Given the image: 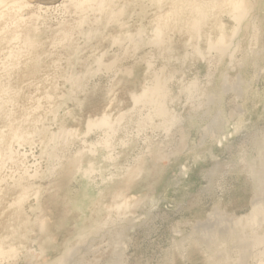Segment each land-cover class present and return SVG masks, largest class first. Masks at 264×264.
Listing matches in <instances>:
<instances>
[{
  "label": "rangeland",
  "instance_id": "374dc122",
  "mask_svg": "<svg viewBox=\"0 0 264 264\" xmlns=\"http://www.w3.org/2000/svg\"><path fill=\"white\" fill-rule=\"evenodd\" d=\"M110 1L92 11L61 0L41 7L0 0V264H222L210 257L226 250L197 244L195 228L219 213L248 215L258 177L264 185V0H250L256 32L244 22L240 31H248L231 37L229 8L203 24L204 40L222 31L241 46L234 71L224 57L207 74L189 57L206 46L194 41L192 24L182 39L174 24H184L168 22L173 56L153 61L172 76L168 88L183 120L168 134L157 120L137 123L130 94L141 90L145 66L137 64L142 52L122 39L141 26L151 30L159 8L193 19L199 4L190 0L181 10L180 0ZM112 11L123 13L117 23L108 22ZM73 72L84 79L81 89L67 82ZM192 78L201 89L193 100L214 95L207 108L179 94ZM238 79L237 90L224 91ZM103 115L111 126L87 129ZM62 128L70 134L56 145ZM76 155L86 177L71 164ZM115 203L123 215L108 211Z\"/></svg>",
  "mask_w": 264,
  "mask_h": 264
},
{
  "label": "bare ground",
  "instance_id": "6f19581e",
  "mask_svg": "<svg viewBox=\"0 0 264 264\" xmlns=\"http://www.w3.org/2000/svg\"><path fill=\"white\" fill-rule=\"evenodd\" d=\"M20 3L24 4V6L28 5H36L38 7H41L43 5H48L56 0H18ZM70 2V4H74L76 8L80 7H89L92 11H95V9L102 11L105 8V5L110 0H61ZM155 3L160 4L162 0H153ZM195 2H198L199 8L198 9H191L192 11H195L197 13V18H191V17H184L180 18L182 15V11L177 10L174 12V9L170 8L168 12L163 13V10L160 11L156 17L155 20L152 21V25H149L148 27L151 30H148L145 26H141L139 30L136 31L135 34H126L123 44L126 42L131 45L133 51L136 53L142 52L141 57L139 58V62L137 64L144 65L145 66V73H144V79L141 86V90L139 92H133L130 94V97L134 103V106L139 111V118L140 120L137 121L138 124H150L151 126L155 124V121L157 120L158 123L155 124L156 129H160L163 131V134H168L170 132L171 128H174L175 126L181 124L183 120H181V117L178 116L179 114L176 112L174 108V104L177 103L178 96L172 94V90H170L169 87H171L172 76H165L168 72L166 71V65L164 64L160 69H155L154 67V60L155 57L160 56L166 58H170V56H173V51L171 46V41L167 35L168 32V23L169 21H178L182 22L184 24V29L181 27V23L174 24V31L177 30L178 35L183 39L185 34L182 31H187L189 29V25L192 24V34H197V36L194 38V41L203 40L205 46V51L201 50H195L190 54V58L197 57L198 62L204 63L207 67V74H209L212 69L216 70L214 74L217 73V70L219 69L218 66L221 65L222 59L224 57L229 58V64L228 67L234 71V69L240 68V64H238L241 60V58H237L236 53L239 49H241V46L239 48V44H235V42H231V40L227 41V37L224 36L222 31H219V34L215 37V39H212L209 35H206L205 40L202 37L201 29L203 28V24H205L206 20L208 19V15L211 14L215 19H217V16L222 15V10L225 8H229L228 16L233 20L235 23V27L233 28L232 36H237L241 34L243 29H246L245 32L248 31L246 27H243V29L240 31V28L242 24L248 23L251 24L250 20V12L253 11V6L250 2V0H238L236 2L232 0H194ZM111 2V1H110ZM140 2V0H133V4H137ZM180 4L178 9H184V6H187L185 3H190V0H180ZM184 3V4H183ZM197 6V5H194ZM188 8V6H187ZM215 11L213 12V10ZM186 13L189 15L190 11L187 10ZM122 12L120 11H112L110 15L107 17L108 22L117 23L118 19L121 18ZM175 16L176 19H169V16ZM254 21V19H253ZM258 24H260L262 28L263 20H260V18L257 20ZM180 26V28H178ZM257 26L253 23L251 31L256 32ZM188 32V31H187ZM258 32V30H257ZM92 34L90 32H87V37ZM256 34V33H255ZM251 35V34H250ZM252 36V35H251ZM192 38V37H191ZM170 39V40H169ZM169 43V46L168 44ZM185 46V45H184ZM129 48V47H128ZM166 48V49H165ZM130 50V49H129ZM124 51V50H123ZM129 52V51H128ZM127 52V53H128ZM126 53V52H125ZM131 53V52H130ZM175 53V52H174ZM212 54V57L210 56ZM125 55V54H124ZM130 55V54H128ZM157 55V56H156ZM131 56V55H130ZM209 56V57H208ZM123 57V56H122ZM129 58V57H128ZM131 58V57H130ZM179 59V57H175ZM127 59V58H126ZM123 61V59H122ZM127 61V60H126ZM127 63V62H126ZM167 64V63H166ZM87 71V70H86ZM123 71L126 73L128 71V68H124ZM237 72V70H236ZM82 74V73H81ZM91 72H86L83 75H89ZM147 76V78H146ZM227 76V75H226ZM224 77L225 82L228 81V76ZM237 77V76H236ZM239 78V76H238ZM83 78H80L79 75H76L74 72L68 74L67 76V82L72 86V89H81V84L83 83ZM240 79H238V82H235L234 85H227L225 83V92L228 89H234L237 90L239 86ZM180 82H178L179 84ZM211 84V81L209 82ZM197 92V95L201 93V89L199 90L197 81H195L194 78L189 81V84L184 87L179 94H185L187 97V102L191 103L192 101H198L200 104V107L207 108L214 100V95L210 93V96L206 94L199 95V98L197 97L196 100H193L195 93ZM178 94V95H179ZM201 96V97H200ZM201 99H204L201 102ZM201 102V103H200ZM173 108V109H170ZM239 109V107H238ZM239 113L241 111L239 110ZM111 126L110 118L107 116H101L99 118L93 119L88 121L87 129L91 130L92 128H107ZM113 128V127H112ZM116 128H120L117 126ZM63 129V128H62ZM60 133V132H59ZM68 134H70L69 131L62 130L58 136H54L52 138V141L59 145V143H65L61 142V140L65 139ZM109 142H102L100 143L102 147H106ZM98 144V142L96 143ZM81 154V152H80ZM77 154L78 156L80 155ZM262 154V153H261ZM76 155V156H77ZM75 156V157H76ZM78 156L76 157L74 162L70 163L73 164L75 167V170H77V173L82 174L83 177H86L88 174V169L80 170L79 168V159ZM161 156V155H159ZM167 156H161L160 158H166ZM262 162L260 164L261 168L264 169V150L262 154ZM69 162V161H68ZM73 166V167H74ZM136 166V165H135ZM253 172V171H252ZM256 180V179H255ZM261 178L258 177L257 181V195L255 194L254 199L252 200L251 209L248 215L242 216L239 218H235L233 216H229L227 214H220L216 216V219L212 222H208L205 225L199 226L195 228V231L198 234L197 238V244H202L205 246L207 251H210L211 253H214L215 251H224L226 250V255H223L222 253L218 255H212L213 257L210 260H214V257H219L218 261H221L222 264H247L248 261H255L257 264H264L262 258L264 256V185L260 181ZM118 200H122L123 193L120 192V194L116 195ZM125 199V198H124ZM121 207L122 204L115 203V207L109 208L108 211L110 212H116L118 216H121L124 214L121 213ZM177 238H179L180 243L184 242V237H182V234L176 233ZM195 245V244H194ZM227 247V249H226ZM231 253H234V257L232 258ZM62 260H59L57 263L61 264ZM231 261V263H230Z\"/></svg>",
  "mask_w": 264,
  "mask_h": 264
}]
</instances>
